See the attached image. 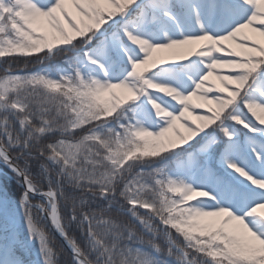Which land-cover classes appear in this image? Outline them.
<instances>
[{"label": "snow or ice", "instance_id": "1", "mask_svg": "<svg viewBox=\"0 0 264 264\" xmlns=\"http://www.w3.org/2000/svg\"><path fill=\"white\" fill-rule=\"evenodd\" d=\"M0 264H264V0H0Z\"/></svg>", "mask_w": 264, "mask_h": 264}]
</instances>
